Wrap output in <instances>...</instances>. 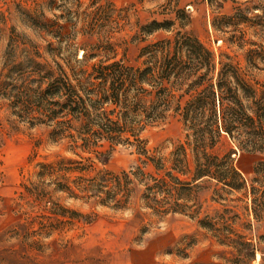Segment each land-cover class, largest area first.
<instances>
[{"label":"rangeland","instance_id":"rangeland-1","mask_svg":"<svg viewBox=\"0 0 264 264\" xmlns=\"http://www.w3.org/2000/svg\"><path fill=\"white\" fill-rule=\"evenodd\" d=\"M152 22L170 25L148 35L142 28ZM13 30L20 43L8 54ZM177 33L192 36L209 53V57L200 54L205 67L193 75L205 74L206 82L199 90L216 84L224 66L257 98L264 93V0H0L1 239L6 230L23 221L24 204L33 200L25 187L54 178L49 171L39 178L42 166L54 170L85 166L86 170L65 174L70 188L78 177L90 179L102 171L118 175L140 168L156 178L165 176L166 181L170 174L178 183L191 182L193 171L187 131L173 109L179 104L181 110L196 91L179 102L180 93L172 91L173 103L164 121L140 134V151L134 146L110 148L108 144L83 149L66 140L52 142L47 126H29L11 116L2 96L3 77L10 63L23 62L27 51L40 56H34L35 61L59 64L67 72L116 61L140 68L145 60L139 58L142 48L172 40ZM83 50L88 56L81 62ZM198 59L187 64L193 67ZM231 77L230 72L228 80L232 81ZM178 146L183 147L184 156L173 155ZM209 153L219 158L230 156L245 181L242 190H230L204 178L195 182L191 191L181 190L170 198L169 202L180 204L182 212L162 215L146 207L145 188L133 177L121 208L57 192L60 205L87 218L44 240L52 243V249L56 244H71L68 254L51 249L38 260L48 264H264V217L255 222L249 195L254 169L264 163V153L241 152L224 134ZM175 156L184 158L189 171L173 170ZM19 204L23 205L20 209Z\"/></svg>","mask_w":264,"mask_h":264},{"label":"trees","instance_id":"trees-1","mask_svg":"<svg viewBox=\"0 0 264 264\" xmlns=\"http://www.w3.org/2000/svg\"><path fill=\"white\" fill-rule=\"evenodd\" d=\"M165 25H170V22H152L142 31L149 35L165 29ZM18 38L13 30L8 54L15 52L20 43ZM184 51L187 60H183ZM201 53L209 57L196 39L177 33L172 40L142 48L139 58L145 57V60L140 68L116 61L99 62L88 69L69 68L67 72L59 64L51 66L35 61L34 56H40L27 51H24L23 62L10 63L11 67L3 77L2 96L11 116L29 126H47L51 129L52 142L66 140L75 147L80 144L83 149L103 148L108 144L110 148L117 145L134 146L140 151V134L146 127L164 121L165 112L170 110L173 103L172 91L180 93L178 102L191 91H196L195 95H189L191 98L181 110L179 104L173 109L174 113H179L187 131L193 171L188 183H178L170 174V181H166L165 176L156 178L144 174L140 168L118 175L102 171L94 178L78 177L71 182L73 187L70 188L68 180L64 179L65 174L86 170L85 166L72 169L61 166L57 170L42 166L39 178L45 171H49V176L54 178L49 183L39 181L32 187H25L33 200L24 204L27 210L20 213L23 221L15 223L3 233V239L0 238V264H48L38 260L52 249V243L44 240L55 232H65L74 221L87 218L60 205L55 197L57 192L67 193L72 198L95 199L101 205L111 204L113 208H121L133 177L145 188L143 200L146 207L156 215H162L169 211L182 212L180 204L175 200L169 202L170 198L181 190L191 191L192 185L204 178L215 180L230 190L245 187V181L232 166L229 155L219 158L209 152L224 134L241 152L264 153V93L257 98L233 70L224 66L216 84L199 90L206 82L205 74L196 78L193 75L195 70L205 67L199 57ZM87 56L86 50H83L81 62ZM197 59L199 63L193 64V67L187 64V61L190 63ZM230 72L232 81L227 78ZM95 153L103 155L97 151ZM140 153L144 154V151ZM179 153L184 156L181 146L176 148L173 155ZM185 164L183 157L175 156L173 170L186 173L189 170ZM254 174L249 195L253 218L259 222L264 217V163L255 167ZM22 206L19 204V209ZM71 248V244L60 243L53 249L68 254Z\"/></svg>","mask_w":264,"mask_h":264}]
</instances>
